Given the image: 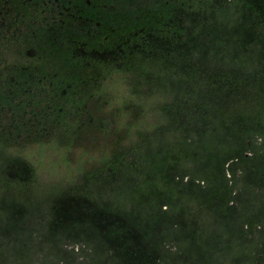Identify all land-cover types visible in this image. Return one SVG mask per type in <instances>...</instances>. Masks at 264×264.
<instances>
[{
    "label": "trees",
    "instance_id": "16d2710c",
    "mask_svg": "<svg viewBox=\"0 0 264 264\" xmlns=\"http://www.w3.org/2000/svg\"><path fill=\"white\" fill-rule=\"evenodd\" d=\"M148 98L161 101L144 130ZM252 125L264 128V0H0V264H219L186 237L188 170L172 161ZM42 146L84 160L31 215L22 154Z\"/></svg>",
    "mask_w": 264,
    "mask_h": 264
},
{
    "label": "flooded vegetation",
    "instance_id": "af4514ba",
    "mask_svg": "<svg viewBox=\"0 0 264 264\" xmlns=\"http://www.w3.org/2000/svg\"><path fill=\"white\" fill-rule=\"evenodd\" d=\"M219 141L224 143L212 152L192 144L188 161H172L176 169L188 170L186 237L214 250L219 264H264V128L252 125ZM171 215L177 229V209Z\"/></svg>",
    "mask_w": 264,
    "mask_h": 264
},
{
    "label": "rangeland",
    "instance_id": "374dc122",
    "mask_svg": "<svg viewBox=\"0 0 264 264\" xmlns=\"http://www.w3.org/2000/svg\"><path fill=\"white\" fill-rule=\"evenodd\" d=\"M112 87L118 92L120 98L135 99V94L131 91L129 85V79L126 76H114L112 79ZM156 98H148L145 105V111L142 119V127L144 130H150V128L156 123L157 114L154 111L156 102H160ZM153 107V108H152ZM156 109V108H155ZM22 156L26 158L35 169L36 184L38 189V202L37 207L30 210L31 215H35L38 212H45L48 206L46 197L43 199V195L50 193L56 188H62L76 183L79 178V173L83 166L84 157L76 159L74 163H65L62 152H60L54 146H42L35 147L26 150ZM33 217V216H32ZM30 217V218H32ZM32 223V221H30Z\"/></svg>",
    "mask_w": 264,
    "mask_h": 264
}]
</instances>
